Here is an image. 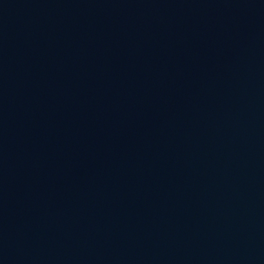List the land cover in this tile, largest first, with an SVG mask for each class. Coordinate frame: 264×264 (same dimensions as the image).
Instances as JSON below:
<instances>
[{
    "label": "water",
    "instance_id": "obj_1",
    "mask_svg": "<svg viewBox=\"0 0 264 264\" xmlns=\"http://www.w3.org/2000/svg\"><path fill=\"white\" fill-rule=\"evenodd\" d=\"M0 264H264V0H0Z\"/></svg>",
    "mask_w": 264,
    "mask_h": 264
}]
</instances>
